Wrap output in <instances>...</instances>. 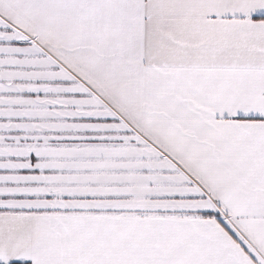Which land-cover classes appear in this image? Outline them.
Wrapping results in <instances>:
<instances>
[{
    "label": "snow or ice",
    "instance_id": "snow-or-ice-1",
    "mask_svg": "<svg viewBox=\"0 0 264 264\" xmlns=\"http://www.w3.org/2000/svg\"><path fill=\"white\" fill-rule=\"evenodd\" d=\"M0 264H264V0H0Z\"/></svg>",
    "mask_w": 264,
    "mask_h": 264
}]
</instances>
